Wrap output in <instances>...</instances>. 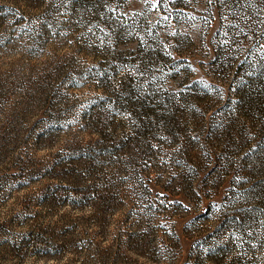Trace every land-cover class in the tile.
I'll list each match as a JSON object with an SVG mask.
<instances>
[{"label":"rangeland","instance_id":"374dc122","mask_svg":"<svg viewBox=\"0 0 264 264\" xmlns=\"http://www.w3.org/2000/svg\"><path fill=\"white\" fill-rule=\"evenodd\" d=\"M260 77L264 0H0V264L194 263V237L246 205L263 207L250 247L219 244L264 264V113H228ZM124 83L185 101L116 154ZM81 149L97 172L62 175Z\"/></svg>","mask_w":264,"mask_h":264},{"label":"trees","instance_id":"16d2710c","mask_svg":"<svg viewBox=\"0 0 264 264\" xmlns=\"http://www.w3.org/2000/svg\"><path fill=\"white\" fill-rule=\"evenodd\" d=\"M262 79V82H250V86L248 84L241 87L242 89L239 91V93H235V95L238 96V99L233 102V106L230 107V111L228 113L233 114V112H236L240 115L262 112L264 113V98H262L255 92L256 90H259L264 93V78ZM120 90L122 91L121 95L124 96L121 101L125 102L124 104L127 105L130 109L129 111H126L125 114L127 126H131L132 131H130L131 133L129 135L122 137L119 140L118 146L114 149L107 143L109 141V139L107 138L108 135H103V137H105V140L94 141V146H101L102 148H104V152L107 153H112V151H108V148H111V150L113 149V151L117 154L119 153V150H122L123 152L126 149H130V145H132V143L134 142H143L146 138H149L150 134L153 132L151 126L156 125L155 122L160 118V115L175 116L176 111L180 108L178 105L179 102L176 101H185V99H176L172 96L168 99L161 98V100H158L159 97L157 96L156 90L151 87L148 89V94L142 97L138 96L137 99H134L131 97L134 93V88L128 83H124L121 86ZM166 102H168L167 105L165 104ZM263 124L264 122L261 125V129L264 126ZM95 132H97L98 134L101 133L97 129H95ZM90 141L92 142L93 140L91 139ZM85 153L86 151L82 149L78 152L75 151V156L73 158H70L69 161H75L78 164L75 165L74 163L75 166L71 165L73 167H69L71 163L69 162L63 167V170L60 173L62 175H66L67 172L71 171L73 168L74 171H78L81 166L84 168V171L85 173H87L88 177L93 174L94 171L97 172L96 165L84 163L87 158L84 157L86 156ZM191 157L195 156L190 153V158ZM75 175L78 176L79 181L77 182H82L83 179L81 178L79 173ZM84 179L86 181L90 178L84 177ZM185 182L188 185L190 183L192 184L191 178L189 181L186 179ZM91 188L89 189V187H86L84 191H81L80 193H82L84 198L88 200V206L90 208H93L96 203H91V200L97 202V199H104L105 195L102 192H99V189H96V186ZM253 191H256L258 193L253 195L256 198L257 196L260 198L262 197L261 200L264 203V178L255 183V189H253ZM246 197L249 200V196L247 195ZM262 209L263 207L246 205L245 208L234 209L233 211H231V213L223 211L220 215H217L218 223L213 234L206 235L205 240H203L204 237L201 236L198 238L194 237L195 240H193L194 242L192 248L194 249V257L196 256L195 258L197 261H194V263L192 261H184L183 264H206L204 263V261L211 264H234L238 256L231 255L230 257H228V254L232 251L233 245L224 246L219 244V241L227 239L228 233H234L236 236H239L241 244L245 246L243 247V251L247 250L250 247L251 238L253 237L251 234L253 232L250 229H254L255 225L259 223V213L260 211H262ZM213 211V209L208 208L205 212L206 217H215V213H213ZM191 229H198V227H189V229H187L189 238L192 237V233H195ZM207 247H211V249H207ZM203 251L205 253L202 256ZM139 255L141 256V254ZM147 258H150V260L153 259V257ZM202 259L204 260L203 263Z\"/></svg>","mask_w":264,"mask_h":264}]
</instances>
